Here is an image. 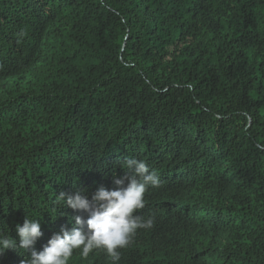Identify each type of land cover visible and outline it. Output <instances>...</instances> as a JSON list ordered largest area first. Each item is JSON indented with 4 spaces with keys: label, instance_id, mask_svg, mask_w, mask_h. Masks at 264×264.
Wrapping results in <instances>:
<instances>
[{
    "label": "trees",
    "instance_id": "trees-1",
    "mask_svg": "<svg viewBox=\"0 0 264 264\" xmlns=\"http://www.w3.org/2000/svg\"><path fill=\"white\" fill-rule=\"evenodd\" d=\"M133 158L154 226L67 264H264V0H0V264L30 259L25 217L42 251L88 218L59 193L115 190Z\"/></svg>",
    "mask_w": 264,
    "mask_h": 264
},
{
    "label": "clouds",
    "instance_id": "clouds-1",
    "mask_svg": "<svg viewBox=\"0 0 264 264\" xmlns=\"http://www.w3.org/2000/svg\"><path fill=\"white\" fill-rule=\"evenodd\" d=\"M124 164L132 172L121 178L114 177L115 190L101 186L92 194L91 200L83 194V190L74 194L59 193L58 201H63L73 210L87 213L88 218L76 216V227L71 233L62 228L52 235L42 251L34 249L35 242L43 235L39 221L25 217L22 226L17 224L15 230L19 236V248L32 249L30 259L21 264H67L76 249H82L81 255L86 258L93 250L101 248L117 261L120 259L119 249H125L133 242L138 229L152 228L153 218L144 220L135 213L145 207L147 187H158L159 178L154 172H149L143 160L127 159ZM15 247L12 238L0 239V255L6 249Z\"/></svg>",
    "mask_w": 264,
    "mask_h": 264
}]
</instances>
